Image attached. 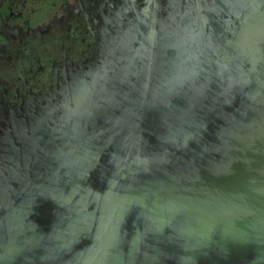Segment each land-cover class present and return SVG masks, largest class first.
I'll list each match as a JSON object with an SVG mask.
<instances>
[{
    "label": "water",
    "instance_id": "obj_1",
    "mask_svg": "<svg viewBox=\"0 0 264 264\" xmlns=\"http://www.w3.org/2000/svg\"><path fill=\"white\" fill-rule=\"evenodd\" d=\"M103 5L101 59L4 96L0 264H264V0Z\"/></svg>",
    "mask_w": 264,
    "mask_h": 264
},
{
    "label": "flooded vegetation",
    "instance_id": "obj_2",
    "mask_svg": "<svg viewBox=\"0 0 264 264\" xmlns=\"http://www.w3.org/2000/svg\"><path fill=\"white\" fill-rule=\"evenodd\" d=\"M39 1L0 0V114L6 108L4 96L16 93V103L34 100L32 90L51 83L57 71L100 58L90 45L93 22H87L83 10L92 7V18L99 23L104 0H95L96 6L94 0H53L48 7H35Z\"/></svg>",
    "mask_w": 264,
    "mask_h": 264
},
{
    "label": "rangeland",
    "instance_id": "obj_3",
    "mask_svg": "<svg viewBox=\"0 0 264 264\" xmlns=\"http://www.w3.org/2000/svg\"><path fill=\"white\" fill-rule=\"evenodd\" d=\"M52 1L53 0H41V1L37 2V5H35V7H48V6H50Z\"/></svg>",
    "mask_w": 264,
    "mask_h": 264
}]
</instances>
